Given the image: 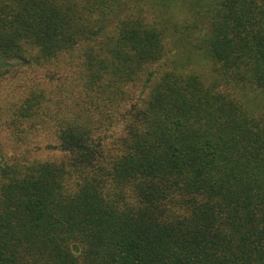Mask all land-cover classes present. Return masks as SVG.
Segmentation results:
<instances>
[{"label":"trees","instance_id":"trees-1","mask_svg":"<svg viewBox=\"0 0 264 264\" xmlns=\"http://www.w3.org/2000/svg\"><path fill=\"white\" fill-rule=\"evenodd\" d=\"M4 84L0 264H264V0H0Z\"/></svg>","mask_w":264,"mask_h":264},{"label":"rangeland","instance_id":"rangeland-1","mask_svg":"<svg viewBox=\"0 0 264 264\" xmlns=\"http://www.w3.org/2000/svg\"><path fill=\"white\" fill-rule=\"evenodd\" d=\"M5 85H7V84H4V85H1L0 86V98L3 95L2 91L4 90V87L3 86H5ZM37 155L38 156H41V158H48V157L53 156L51 154H46L45 152H42V151H38Z\"/></svg>","mask_w":264,"mask_h":264}]
</instances>
